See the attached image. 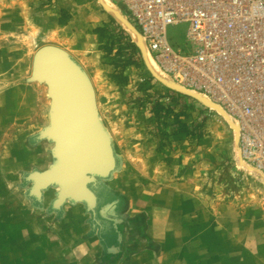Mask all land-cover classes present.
Masks as SVG:
<instances>
[{"label": "rangeland", "instance_id": "rangeland-1", "mask_svg": "<svg viewBox=\"0 0 264 264\" xmlns=\"http://www.w3.org/2000/svg\"><path fill=\"white\" fill-rule=\"evenodd\" d=\"M105 4L0 0V264H264V179L239 162L235 130L222 113L160 81ZM106 23L141 52L123 83L115 80L116 51L99 65L97 102L118 165L97 189L96 223L82 203L53 210L56 187L37 203L26 177L56 162L54 143L37 139L51 125V98L32 79L35 53L59 46L64 32L89 35ZM187 29L169 27L175 48L187 46ZM81 46L98 50L92 41ZM178 121L198 132L176 133Z\"/></svg>", "mask_w": 264, "mask_h": 264}, {"label": "built area", "instance_id": "built-area-1", "mask_svg": "<svg viewBox=\"0 0 264 264\" xmlns=\"http://www.w3.org/2000/svg\"><path fill=\"white\" fill-rule=\"evenodd\" d=\"M112 1L170 81L219 105L239 127V162L264 179V0ZM181 24L183 49L168 37Z\"/></svg>", "mask_w": 264, "mask_h": 264}, {"label": "water", "instance_id": "water-1", "mask_svg": "<svg viewBox=\"0 0 264 264\" xmlns=\"http://www.w3.org/2000/svg\"><path fill=\"white\" fill-rule=\"evenodd\" d=\"M105 5L121 25L124 23L135 30L139 36L135 41L148 61L134 26L120 11ZM154 74L169 88L200 100L222 115L226 114L209 99ZM32 79L48 86L51 125L41 131L37 139L54 143L52 154L56 162L45 171L36 170L27 175L26 180L32 183L29 196L42 203L44 192L56 187L58 191L51 205L53 210L60 211L66 203H82L93 214L95 222L101 223L98 209L102 198L97 189L102 180L111 177L118 162L112 136L100 116L95 86L72 55L56 45H45L37 50ZM229 123L236 131L235 124Z\"/></svg>", "mask_w": 264, "mask_h": 264}, {"label": "crops", "instance_id": "crops-1", "mask_svg": "<svg viewBox=\"0 0 264 264\" xmlns=\"http://www.w3.org/2000/svg\"><path fill=\"white\" fill-rule=\"evenodd\" d=\"M67 5L62 3L59 5V7L62 10H64L68 8ZM105 26L107 27V30H105L103 34L93 30L92 33L89 35H86L87 33L85 34L76 33L75 37L74 34L73 37L68 38L66 37L64 32L61 36H56L55 37L56 42H54L55 44L61 46L63 49L67 50L72 55V57L83 67V69L85 70L91 81L93 82L94 86L96 80H100L98 76L100 74L99 73L100 69L102 68H100L99 65L103 66V62L105 61V59H107V57L111 53L110 49L113 48L112 46L114 47L117 46L119 44V41L122 40L120 39V35L118 34L117 29H113L115 28L114 26L106 23V25H102L100 27H105ZM82 41H86V42L92 41L93 44L94 43L97 44L98 52L93 51V53H87L86 48L81 46ZM100 45H105V46L104 47L102 46L100 49ZM116 49L117 48H113V52H115ZM104 66L106 65L104 64ZM107 66L108 69L106 70L108 72L115 71V69L112 68L111 65H107Z\"/></svg>", "mask_w": 264, "mask_h": 264}, {"label": "trees", "instance_id": "trees-1", "mask_svg": "<svg viewBox=\"0 0 264 264\" xmlns=\"http://www.w3.org/2000/svg\"><path fill=\"white\" fill-rule=\"evenodd\" d=\"M62 18L63 19H60L59 23L65 24L66 20L64 17ZM112 21L113 23L117 24L113 18H112ZM105 30H107L106 26L95 29L96 32H99L101 34H103ZM118 30L124 33V30L120 26L118 27ZM122 40L119 41V44L117 45L118 47L116 49V54H115L119 58V60L122 62L121 65L118 66L121 72L120 73L117 72V74L115 75V80L119 81L120 83H123L126 79V76L124 75L125 69L128 66L134 64L133 56L134 55L140 56V52H141L138 46L134 42H132L130 39L126 43ZM110 51L112 53L113 48L110 49ZM163 109L164 107L160 103L157 102L154 104L152 111L156 115H159L161 111H163ZM166 112H170V109L167 110ZM183 115H185L184 109H182L181 113L177 115L178 119H180V117ZM199 125H200L199 123L196 125V129L199 128ZM175 129H177L175 131L176 133L191 132L192 134H196L198 132V131L192 130L191 125L189 124L181 125L180 122L176 124ZM160 149H161V146H160Z\"/></svg>", "mask_w": 264, "mask_h": 264}, {"label": "bare ground", "instance_id": "bare-ground-1", "mask_svg": "<svg viewBox=\"0 0 264 264\" xmlns=\"http://www.w3.org/2000/svg\"><path fill=\"white\" fill-rule=\"evenodd\" d=\"M104 2L109 5L110 7H113V10L114 11H117L119 12V10L117 9V6H115L113 3H112V0H104ZM125 26L127 27V30H128V33H130V35L133 37L134 40H139V36L137 35V33L135 32L134 29H132L129 25H126ZM143 42V41H142ZM143 44V43H142ZM62 48V47H61ZM145 48V47H144ZM146 50V49H145ZM67 51V50H66ZM147 53V52H146ZM147 60H148V63L150 65V67L152 68L153 72H155L157 75H159L160 77L164 78V79H167L168 80V77L167 75L160 69L159 65L157 64V62L153 59V57L151 55H147ZM217 111V110H216ZM221 113V112H220ZM226 115V117L229 119V121L231 122V118L227 115V114H224ZM235 127H236V137H239V127L235 124ZM238 144V142H237ZM239 151V150H238ZM242 166H246L245 163L242 164ZM252 171H255L254 169L251 168Z\"/></svg>", "mask_w": 264, "mask_h": 264}]
</instances>
